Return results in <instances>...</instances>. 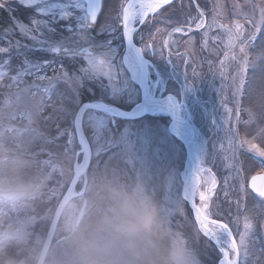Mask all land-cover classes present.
Wrapping results in <instances>:
<instances>
[{"label": "rangeland", "instance_id": "1", "mask_svg": "<svg viewBox=\"0 0 264 264\" xmlns=\"http://www.w3.org/2000/svg\"><path fill=\"white\" fill-rule=\"evenodd\" d=\"M198 2L207 4L204 28L189 36H169L176 26L175 17L172 21L161 17L157 27L162 31L153 30L154 39H147L156 50H145L137 42L139 37L134 41L152 64L150 92L177 100L180 117L192 126L198 158L209 147L204 167L211 169L218 182L209 208L213 218L229 223L239 243L247 216L253 228L246 236V264H264V211L257 206L258 198L245 197L239 191L235 168L228 166L235 163L241 170L250 192L248 179L261 171L264 161L246 145L234 148L226 131L217 133L213 126L214 120L221 119L225 129L235 128L242 138L251 140L256 135L258 125L249 121V113L264 111V59L247 49L250 67L243 90L237 92L244 53L239 39L229 47L228 32L218 25H227L234 32L232 22L240 19L246 35L255 23L250 28L246 19L235 15L236 5L259 22L264 20V0ZM189 4L190 0H176L177 8L187 9ZM214 5L219 13L217 23L208 27ZM114 9L113 0L91 23L82 0H32L29 8H24L21 0H9L6 8H0V45L6 39L13 41L9 45L12 51L0 55V68L5 57L20 69V75L29 68H43L44 61L51 68L65 65L63 75L37 86L35 92H29L26 87L32 85L27 84L19 90L0 87V264H34L37 259L53 209L82 158L72 123L80 103L102 99L124 109L139 103V90L124 66ZM191 15L197 16L194 6ZM17 22L29 28L25 36L39 35L28 42L23 37L16 42ZM164 41L169 49L161 55ZM89 56L104 60L110 74L93 70ZM185 58L189 75L193 67L200 74L190 86L183 73ZM210 64L217 73L224 71L223 81L209 73ZM227 109H231L230 118ZM81 121L91 150L85 188L63 208L43 264H218L221 257L215 246L198 234L189 204L184 203L174 215L166 211L181 193L187 161L182 142L168 130L169 115L150 112L129 120L86 110ZM255 142L264 147L259 139ZM39 149L48 156L47 162L37 158ZM204 178L209 177L205 174ZM82 183L77 182L75 192ZM33 194L40 203H50L46 213L40 212L37 203L29 202ZM83 198L85 208L75 225ZM32 210L39 216H28Z\"/></svg>", "mask_w": 264, "mask_h": 264}, {"label": "snow or ice", "instance_id": "2", "mask_svg": "<svg viewBox=\"0 0 264 264\" xmlns=\"http://www.w3.org/2000/svg\"><path fill=\"white\" fill-rule=\"evenodd\" d=\"M32 0H21L24 8H29ZM115 2V14L116 20L118 21V31L123 32L124 37L129 41L139 37L138 43L144 45V49L156 50L154 43H148L147 39H154L153 30L156 33L162 31L161 28L157 27V24L161 23L160 18L163 17L165 21H172L175 17V25L172 27V31L169 32V36L173 33L180 34L181 36H189L190 33L199 31L206 26V7L207 4L201 6L198 0H190V4L187 9L181 7L177 8L176 0H119V3ZM113 3V0H99L98 3L93 4L90 7V14L92 17V22L95 23L96 19L103 14L106 6ZM9 4V0H0V8H6ZM195 7L197 16L193 17L191 15V7ZM235 15L238 17L242 16L243 19L247 20L248 25L252 28L255 23L254 30L248 31L245 35L244 24L240 22V19L233 21L235 31L227 25H218L222 29H226L229 36V47H234L237 39L240 41V51L244 53L242 63L240 64L239 71V86L237 87V92L243 90V85L245 83V76L250 67L248 59L247 49L251 48L254 52L258 53V59H264V20L259 22H254L253 19L249 18L248 12H243L239 5H236ZM211 11L214 13L212 16V24L207 25L211 27L216 24V15L219 13L216 11V6L214 5ZM155 20V23H153ZM29 32V28L24 27L20 22L15 24L14 33L15 41L18 42L23 37L25 42L32 39L33 36H38V32H33L32 36H25L24 34ZM8 36V33H5ZM260 41V43H257ZM13 43L12 40L6 39L3 45H0V55L7 54L12 51L9 47ZM169 49L168 41H164L161 55H163V50ZM59 50L57 49L56 52ZM179 55V54H178ZM229 55L228 52L225 53V58ZM169 56H171V51L169 50ZM235 59V56H232ZM4 67L0 68V87H5L9 90L15 88L17 90L25 88L27 85H32L31 89L28 87L29 92H35L38 90L37 86H43L46 82H49L51 78L58 75H63V70L65 68L64 64H60L58 68H51L46 61L43 62V68H29L23 75H20V69L11 63V60L5 57ZM170 61H172L169 58ZM89 65L95 71L104 72L105 74H110V66L101 59H97L94 56H89ZM183 71L186 83L190 86V82L193 78H199L200 74L197 72V68L193 67L191 75L187 71V65L189 60L184 59ZM224 61H221V68H223ZM255 69L256 65H251ZM24 65L21 64L20 68ZM209 73L214 77H220L223 81L225 77L224 71L217 73L212 65L209 66ZM7 81V82H6ZM235 81V78H234ZM169 108L173 111L175 115L179 110V105L173 99H169ZM229 113V118L231 116V109H227ZM237 119H239V111H237ZM249 121L256 123L258 125L256 129V135L252 137L251 140L240 137L239 132L235 128H224L225 121L219 119L213 121L214 128L218 129V132L222 129L226 131L229 136V144L234 146V148L247 146L249 152L254 153L258 158L264 161V147L255 141L259 139L261 143H264V111L259 113H249ZM248 134H251L249 132ZM237 138L238 143H237ZM217 143L212 144V148L216 149ZM209 155V147L206 153L198 158L196 167L192 173L190 180H188L181 190L179 197L174 203L169 204L166 211L170 214H175L176 210L182 207L184 203L190 205L191 211L193 213V218L197 227V232L200 236H203L205 240L209 242V246L214 245L216 250L220 255L218 264H246L248 258V246L246 244V236L249 231L253 228L252 223L248 221V217H245V232L240 235L239 243H237L236 237L233 234L232 228H230L229 223L213 218V214L210 212V201L217 188V179L215 174L212 173L211 169L204 167L205 159ZM233 159L235 160V152L233 153ZM230 168H235L237 173L236 179L239 181V191L243 192L245 197L252 195L254 199L258 198L257 206L261 211H264V166H262L261 171L255 175L251 176L250 181L247 182V188H250V192L245 188L246 178L240 174L241 170L236 168L235 163L228 165ZM205 174L208 175V179H205ZM227 184V181H225ZM203 188V190H202ZM227 195V193H225ZM197 197L199 203H197ZM239 209V203H238ZM245 211H248L245 209ZM243 249V252H242ZM243 256V259L241 258Z\"/></svg>", "mask_w": 264, "mask_h": 264}, {"label": "water", "instance_id": "3", "mask_svg": "<svg viewBox=\"0 0 264 264\" xmlns=\"http://www.w3.org/2000/svg\"><path fill=\"white\" fill-rule=\"evenodd\" d=\"M82 1L84 3V6H85V13L88 17V20L91 23H93L92 17L90 14V7L93 4L98 3L99 0H82ZM121 37H122L125 55H131L132 54L134 57V62H135L136 67H137V79H133L130 68L127 67L125 62H124V66H125L128 74L130 75L133 83L137 86V88L139 90V93H140L139 103H137L132 108L124 109V108H121V107H119L113 103L108 102V101H105L102 99H94V100H90V101H84V102L80 103V105L77 107L75 114L73 116L72 123H73L74 131H75V134L77 137V141L79 144V151L82 153V158H81L80 162L73 167L72 175L69 178L65 189L63 190L60 198L58 199V201H57V203L53 209V212H52L49 224L47 226V230H46L42 245L40 247L37 259H36L34 264H43L46 253H47L48 248L51 244L58 219L60 217V214H61L63 208L65 207L67 202L72 197L82 194L84 191V188H85L87 169L89 167L90 160H91V150H90L89 142L87 140V137H86L84 130H83V127H82L81 119H82L83 113L86 110L101 111V112H106V113H108L112 116H115V117L133 120V119H138V118L142 117L143 115L150 113V111L148 109L149 103H154V102L158 103V102L162 101L163 99H169V97H171V95H169V94H165L163 97H156L150 92V89H149V69H150V67H152L150 60L144 56L141 47L137 43H135L134 39L132 41H129L128 39H126L124 37L123 32H121ZM169 117H170V123L168 125V130H169L171 135H173L174 137H176L177 139H179L182 142V144L185 148L186 154H187V159H188L189 146L191 145V142L193 140L192 126L188 120L179 117L177 115V113L174 115L173 111L169 114ZM175 122L185 124L188 127L190 135H189V138L187 140L181 139V137L178 135V133L175 129L176 128ZM255 174H257V173H254L253 175H255ZM188 176H189V174L187 173L183 177L182 189L187 182ZM251 176L249 177L248 181H250ZM79 180H82V182H83L82 187H81L80 191L75 192V186ZM85 204H86V200L83 198L81 201V205L78 209L76 218H75V222H74L75 225L79 222V220L83 214Z\"/></svg>", "mask_w": 264, "mask_h": 264}, {"label": "bare ground", "instance_id": "4", "mask_svg": "<svg viewBox=\"0 0 264 264\" xmlns=\"http://www.w3.org/2000/svg\"><path fill=\"white\" fill-rule=\"evenodd\" d=\"M124 62L126 64V66L130 68L132 78L137 79V67H136V64L134 62L133 55L132 54L131 55H125ZM170 98L177 102V100L175 98H173L172 96L169 97V99ZM169 99H163L162 101H160L158 103H156V102L149 103V105H148L149 111L150 112H163V113H166L167 115H169L172 112V110H170V108H169ZM177 104L179 105L178 102H177ZM177 115L180 117L179 110L177 112ZM180 124H182V123L175 122V126H176L175 129H176L178 135L181 137V139L187 140L189 138V135H190L189 129L185 124H183L184 129L179 128V126H181ZM197 160H198L197 152H196V148L194 146V142L192 140L191 145L189 146V150H188V159L186 161V168H185V173H184V176L187 173L189 174L187 181L190 180V178L192 176V173H193V171L196 167V164H197Z\"/></svg>", "mask_w": 264, "mask_h": 264}, {"label": "trees", "instance_id": "5", "mask_svg": "<svg viewBox=\"0 0 264 264\" xmlns=\"http://www.w3.org/2000/svg\"><path fill=\"white\" fill-rule=\"evenodd\" d=\"M117 106H119V107H121V108H123L122 106H120V105H117ZM133 120H136V119H133ZM39 152H37L38 154H37V158H39L41 161H45V162H47L48 161V156H45L44 154H43V152H41V149H39L38 150ZM39 166V165H38ZM30 198V201L29 202H32L34 205L37 203V208L40 210V212L41 213H46V211H48V208L51 206V205H49V204H47V203H40V200L38 199V197H37V195H35V194H33L32 196H30L29 197ZM39 202V203H38ZM17 204V203H16ZM15 204V205H16ZM17 206H19V208L18 209H20V205H17ZM40 213V214H41ZM39 214V213H38ZM37 214V211H34V210H32V211H30V213H28V216H30V215H33V216H39ZM18 248V247H17Z\"/></svg>", "mask_w": 264, "mask_h": 264}]
</instances>
